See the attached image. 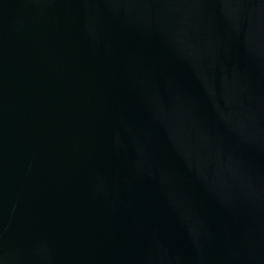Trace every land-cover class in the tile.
I'll return each mask as SVG.
<instances>
[{
    "label": "water",
    "instance_id": "water-1",
    "mask_svg": "<svg viewBox=\"0 0 264 264\" xmlns=\"http://www.w3.org/2000/svg\"><path fill=\"white\" fill-rule=\"evenodd\" d=\"M0 264H264V0H0Z\"/></svg>",
    "mask_w": 264,
    "mask_h": 264
}]
</instances>
